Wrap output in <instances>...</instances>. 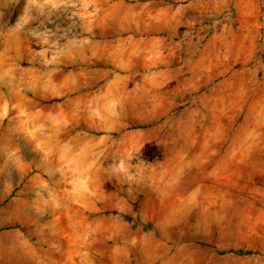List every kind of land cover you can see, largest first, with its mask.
Returning <instances> with one entry per match:
<instances>
[{
  "label": "rangeland",
  "instance_id": "1",
  "mask_svg": "<svg viewBox=\"0 0 264 264\" xmlns=\"http://www.w3.org/2000/svg\"><path fill=\"white\" fill-rule=\"evenodd\" d=\"M0 264H264V0H0Z\"/></svg>",
  "mask_w": 264,
  "mask_h": 264
}]
</instances>
